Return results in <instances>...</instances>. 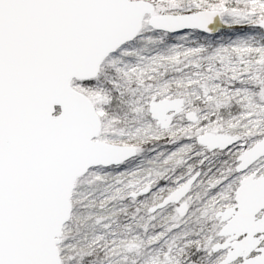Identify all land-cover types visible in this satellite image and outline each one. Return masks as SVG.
Wrapping results in <instances>:
<instances>
[{
  "label": "snow or ice",
  "instance_id": "1",
  "mask_svg": "<svg viewBox=\"0 0 264 264\" xmlns=\"http://www.w3.org/2000/svg\"><path fill=\"white\" fill-rule=\"evenodd\" d=\"M0 264H264V0H0Z\"/></svg>",
  "mask_w": 264,
  "mask_h": 264
}]
</instances>
